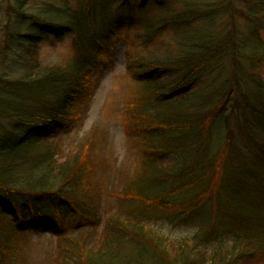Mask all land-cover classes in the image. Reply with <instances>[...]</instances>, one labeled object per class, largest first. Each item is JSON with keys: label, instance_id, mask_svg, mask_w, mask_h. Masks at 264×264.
<instances>
[{"label": "trees", "instance_id": "obj_1", "mask_svg": "<svg viewBox=\"0 0 264 264\" xmlns=\"http://www.w3.org/2000/svg\"><path fill=\"white\" fill-rule=\"evenodd\" d=\"M77 1L63 11L68 17L36 19L21 36L29 45L72 34L69 63L35 62L25 78L0 77V264L11 257L20 234L47 229L53 235L70 230L78 239L54 264H142L150 254L148 264H184L193 254L192 264H199L193 241L179 242L177 250L139 214L182 212L187 205L190 212L210 205L209 222L229 235L231 246L217 241L206 264L254 256L256 232L264 226V132L236 122L233 133L232 115L247 112L264 123V100L253 104L239 89L240 78L259 85L253 72L261 54L238 59L244 46L261 43L264 0H245L241 9L213 0ZM223 15L230 29L217 34L215 22ZM238 15L253 26L247 35L236 28ZM124 26L137 28V50L126 62L135 90L124 113L145 149L141 172L123 183L115 213L102 224L92 152L68 135L84 116L90 75L122 41ZM3 34L0 57L11 39ZM226 65L229 78L222 77L215 97H205L199 81ZM215 125L223 130L218 141ZM178 194L188 201L167 200ZM80 229L86 233L77 235ZM136 246L147 253H128Z\"/></svg>", "mask_w": 264, "mask_h": 264}, {"label": "rangeland", "instance_id": "obj_2", "mask_svg": "<svg viewBox=\"0 0 264 264\" xmlns=\"http://www.w3.org/2000/svg\"><path fill=\"white\" fill-rule=\"evenodd\" d=\"M213 1H216L218 5L230 1L238 9L243 8L245 2V0ZM77 4V0H0V45H2L5 30L11 35L10 42L7 43L8 47L0 57V77L9 80L25 78L35 62L59 66L69 63L74 56L72 34L33 41L29 45L27 39L21 36L28 32L30 23L36 19L47 23L59 22L58 19L67 16V13L63 11L67 8H75ZM16 13H23L28 19L24 20ZM260 20L264 21V12L260 13ZM215 23L216 30L214 31L217 34L230 29L229 18L225 15ZM235 25L239 33L245 35H247L248 28L253 27L240 15L236 16ZM119 34L122 41L112 52L102 55L101 65L90 75L91 88L84 116L68 135L70 140L85 142L92 152V161L96 170L93 182L98 187L96 201L99 205L98 213L102 218V224L115 213L123 183H128L141 172L145 149L142 137L124 113V107L132 99L135 90V85L126 70V62L128 56L133 55V52L137 50L135 41L137 28L121 27ZM259 37L261 39L259 45L252 44L246 49L244 46L238 57L242 63L244 56L261 54V59L254 62L256 69L253 72V74H258L259 85L251 84L243 78L239 79V89L253 104L264 100V29L259 33ZM19 41H22L23 45H19ZM28 49L33 51V55L28 52ZM229 76L230 69L227 65L218 67L214 72L210 70L206 73L199 81V84L203 86L205 97L209 94V99L215 97L214 89L220 84L222 77L226 80ZM256 118L247 112L233 114V133L234 130L237 132L236 122L239 125L249 122L253 130L264 132V123ZM219 121L221 120L218 119V124ZM215 126L214 131L217 134L215 140L218 141L219 138L221 139L223 130L222 126ZM177 197L178 200H173ZM167 200H173L172 203L182 205L187 199L178 194ZM190 206L180 207L182 212L177 209L161 212L141 210L139 214L147 218L149 222L147 225L154 229V233L164 238L167 244L168 242L173 243L177 250H179L177 248L179 242L193 241L195 250L201 251L199 264H206L217 241H223L228 248L231 246L227 237L229 235H224L218 224L215 227L209 222L213 213L210 205H207L205 209L201 208L191 212L188 209ZM184 208H186V213L183 212ZM211 228L214 230L212 234L209 233ZM79 231L81 232L77 235L86 233V229ZM73 236L76 235H73L70 230L57 235H53L49 230L41 233L20 234L16 240L14 252L5 264H54L63 252L67 251L69 243L78 240ZM69 237L75 239H69ZM255 237L258 247L254 256L242 258L235 264H264V226L256 232ZM170 248L173 249L171 246ZM147 251V247L136 246L132 248V252L128 250V253H147ZM146 256L142 264L153 261L151 254ZM195 260L197 258L193 254L184 264H192ZM179 264L183 263L179 262Z\"/></svg>", "mask_w": 264, "mask_h": 264}]
</instances>
